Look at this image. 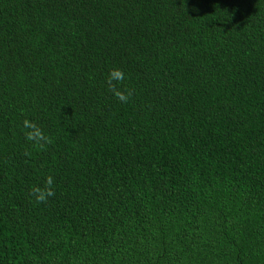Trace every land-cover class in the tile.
Wrapping results in <instances>:
<instances>
[{
	"label": "trees",
	"instance_id": "1",
	"mask_svg": "<svg viewBox=\"0 0 264 264\" xmlns=\"http://www.w3.org/2000/svg\"><path fill=\"white\" fill-rule=\"evenodd\" d=\"M0 264H264V0H0Z\"/></svg>",
	"mask_w": 264,
	"mask_h": 264
},
{
	"label": "clouds",
	"instance_id": "2",
	"mask_svg": "<svg viewBox=\"0 0 264 264\" xmlns=\"http://www.w3.org/2000/svg\"><path fill=\"white\" fill-rule=\"evenodd\" d=\"M123 78H124V76H123V73L121 72V70H119L118 68L112 69L109 73V76H108L109 87L115 88L113 81L119 82V81L123 80ZM114 94L122 101L127 99V97L124 95V93L119 91L118 89L115 90ZM35 135L37 137H40L41 133L38 129H35ZM30 138H31V134H30ZM46 183L49 187H46L43 190H41L40 188H36L33 190L34 193L36 194V197L38 200L43 201L46 199L47 196L53 195V192H52L51 187H50L52 185V178L48 177Z\"/></svg>",
	"mask_w": 264,
	"mask_h": 264
}]
</instances>
